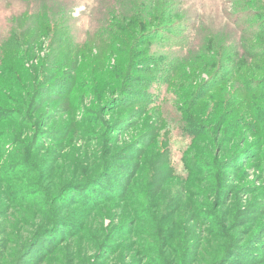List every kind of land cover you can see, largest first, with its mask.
Returning <instances> with one entry per match:
<instances>
[{
	"label": "rangeland",
	"instance_id": "rangeland-1",
	"mask_svg": "<svg viewBox=\"0 0 264 264\" xmlns=\"http://www.w3.org/2000/svg\"><path fill=\"white\" fill-rule=\"evenodd\" d=\"M263 1L0 0V264H264ZM186 21L184 66L180 34L156 28ZM247 25L239 121L230 71L192 97L200 46Z\"/></svg>",
	"mask_w": 264,
	"mask_h": 264
},
{
	"label": "trees",
	"instance_id": "trees-1",
	"mask_svg": "<svg viewBox=\"0 0 264 264\" xmlns=\"http://www.w3.org/2000/svg\"><path fill=\"white\" fill-rule=\"evenodd\" d=\"M262 8H263L262 10H264V1L262 2ZM159 15H161L162 18H163V16L167 17V19L169 18V14H167V13H166V15H163L162 13ZM263 19H264V17H263ZM174 24H175V22H171L170 24L156 28V30H158V32H164L165 31L167 33L169 32V33H179L180 34L179 37H176L173 34V36H171V38L175 42H177L176 45L179 46V50H180L179 52H183V53L186 52L187 53V55L184 58L182 57V59H179V60L175 59V62L180 63L181 65L185 66L187 61L194 60V59H192L194 57L193 50L198 49L197 26H195V25L192 26V24L188 23V21H186L185 23L179 22L177 25H174ZM247 26H245V27H242V26L239 27L238 26L239 31L237 33V36L235 37V39L232 36V42L227 44V45H224V46L217 45L215 43L216 41L213 40L214 37H212V38L210 37L208 40L209 42L207 41L208 43H203L201 45L202 47L200 46V50L203 51L204 57L199 58L198 61H196V63L198 64V67H201L203 69V71L208 74V78L203 84L204 87L202 89L204 91H201L202 89H200V90L198 89L194 93L192 100L195 97H198L199 100L200 99L201 100L207 99L209 96V93L208 94H207V92L205 93V90L208 88L210 90V92L214 91L217 84H219L225 80L226 75H223V74L225 72H227V70H228V72L230 71L229 73L231 74V76L229 77V80H228L229 82H231V85L233 87H237L238 92L240 91L241 95L243 94L242 96L247 94V78H244L243 76L240 77L239 75L242 74V72H243V74H247V68H250V69L256 68V65L254 63L252 65H247V60H250L251 54H253L251 51H248L247 48L250 46L251 39H253L252 36H254V35H256V33H258V32H256L257 30L255 29L254 26H251V25L250 26L247 25ZM55 30H56V27H55V29L50 27L46 31H48L49 32L48 34L50 35ZM226 31H227V28H223V31L221 34L223 36H225L227 34ZM56 33L58 34L59 32H56ZM36 34H37V36L39 35V37L41 34L46 35L44 32L40 33L39 31L38 32L34 31V35H36ZM218 36H219V33H218ZM24 42H26V44H24V46H26V48H27L28 45L30 43H32V40L28 39ZM127 45H129V44H127ZM263 47H261L262 50L264 49ZM262 52L264 53V50ZM0 57H1V55H0ZM15 57L16 56H14V57L11 56V59H13V58L15 59ZM185 58H187L186 61H185ZM3 59L4 58H2L0 60H3ZM166 59H164V60H166ZM3 62H5V61L3 60ZM165 64H168V63L165 62ZM167 67H168L169 71H166L167 75L165 77H162L163 80H161V82L163 81V82L168 84V82L171 79L170 78L171 75H173L175 73L174 71H176L177 67H174V66L172 67L171 64H168ZM7 69L10 72L13 71V69H11V68L7 67ZM230 74H228V75H230ZM236 76H237V79H235ZM19 77L20 76H18V77L13 76V78L17 79V81L19 80ZM7 79L9 81H11L12 78H7ZM243 83H245V84H243ZM243 101H245V96H244V98L236 100L234 105L229 108V109H232L233 107L236 108V112H237L236 119H238L239 121H240L242 114H243V112H240V109L243 107V103H242ZM30 104H31V102H29V106H30ZM147 104H151V103H147ZM229 106H231V105H229ZM227 107L225 108V110H223L224 113L226 112ZM5 114H6L5 112L0 111V119H7L9 117V116H6ZM97 177L98 176L91 178L86 183L84 182V184L83 183H76V182L68 183L65 186V188L63 187V189H61L62 190L61 194L67 195L69 192H71L72 190H75L76 188H78L81 185L92 184L97 180ZM37 181L36 182L34 181L29 186L24 187V189L26 191L35 190V191H38L37 193H41L40 190H43V186L39 181L38 182ZM42 194H43L42 197H45V198L48 197L47 194H45L43 192H42ZM48 200H51L50 197L47 198V201ZM55 222H53V225L55 224ZM50 229L51 228H44V227L37 229L36 232H34L31 239L29 240L28 244L26 245V248L22 250L21 255H23L26 251H29V249H33L35 246L38 247V245H41V243L44 239V235ZM43 253H45V251H43L42 254Z\"/></svg>",
	"mask_w": 264,
	"mask_h": 264
}]
</instances>
